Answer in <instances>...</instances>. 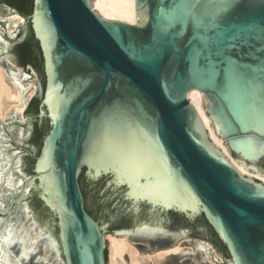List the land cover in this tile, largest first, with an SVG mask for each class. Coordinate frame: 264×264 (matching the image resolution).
Instances as JSON below:
<instances>
[{"label": "water", "instance_id": "1", "mask_svg": "<svg viewBox=\"0 0 264 264\" xmlns=\"http://www.w3.org/2000/svg\"><path fill=\"white\" fill-rule=\"evenodd\" d=\"M93 3L33 0L26 17L0 1V65L23 106L0 122V264H109L110 234L151 245L134 244L143 264L186 238L264 264V182L210 140L189 98L205 95L235 161L264 174V0H136L137 24ZM31 33L43 75L18 55ZM182 246L155 264H222Z\"/></svg>", "mask_w": 264, "mask_h": 264}, {"label": "bare ground", "instance_id": "2", "mask_svg": "<svg viewBox=\"0 0 264 264\" xmlns=\"http://www.w3.org/2000/svg\"><path fill=\"white\" fill-rule=\"evenodd\" d=\"M93 9L107 21L137 24L136 0H94ZM189 98L191 104L198 111L202 122L208 131L210 140L223 151L224 155L241 173H243V175L264 182V174L257 175L252 173L246 170L242 163L236 162L228 151V148L225 146V141L215 134L213 122L206 114V108L205 110L202 108L203 98L205 99L206 107L208 105L205 95L194 90L189 94ZM22 107L21 94L17 83L0 65V122L3 123L6 121ZM106 241L108 242L111 251L109 264H127L125 259L126 256L129 259V264H143L139 260L141 252L129 239V236L107 235ZM198 243L209 248L212 253L222 261V258L211 244L207 242ZM182 245L183 244L179 242L173 247L156 252L154 256L144 255L142 259H146L148 262H153L155 264L154 259L157 258L159 263H162L163 260L169 256H176L185 252L187 249ZM205 261L209 264H215L212 259H205Z\"/></svg>", "mask_w": 264, "mask_h": 264}, {"label": "trees", "instance_id": "3", "mask_svg": "<svg viewBox=\"0 0 264 264\" xmlns=\"http://www.w3.org/2000/svg\"><path fill=\"white\" fill-rule=\"evenodd\" d=\"M2 2H5L6 4L10 5L11 7L15 8L20 14L23 16H30L33 11V0H0ZM18 55L21 61V64L23 66H33L41 75H43V60L41 56V51L39 48L38 43L35 41L32 33L23 44H21L18 47ZM36 112L38 113V106L36 107ZM36 141L40 142L41 139V131L38 125H36ZM81 185L84 192V196L86 199V209L89 212L90 215L96 217V215L88 208L87 206V194L85 190V185H88L85 176L83 175L81 177ZM176 218L177 215H176ZM201 222L209 229L211 232V239L214 242V244L222 251L225 255H227L225 247L219 242L217 239L215 233L212 231V229L208 226L206 221L203 218H200L199 221Z\"/></svg>", "mask_w": 264, "mask_h": 264}, {"label": "rangeland", "instance_id": "4", "mask_svg": "<svg viewBox=\"0 0 264 264\" xmlns=\"http://www.w3.org/2000/svg\"><path fill=\"white\" fill-rule=\"evenodd\" d=\"M111 235V234H110ZM131 236H129V238H130ZM132 241V240H131ZM196 242V241H198V242H206V241H203V240H200V239H194V238H186V239H182L181 241H179L180 243H184V242H187V243H191V242ZM133 242V244H137V245H144V246H146V247H148V249H149V251H151L152 250V248H151V245H149V244H144V243H139V242H134V241H132ZM178 242V243H179ZM108 243V242H107ZM207 243H209V242H207ZM177 244V243H176ZM210 244V243H209ZM137 248V247H136ZM170 248V247H169ZM184 248L185 249H187V246H184ZM214 248V247H213ZM138 249V248H137ZM165 249H167V248H165ZM215 249V248H214ZM139 250V249H138ZM161 250H164V249H161ZM216 250V249H215ZM140 251V250H139ZM158 251H160V250H157V251H153V252H151V254H149V253H147L146 255H152V256H154V254L156 253V252H158ZM141 252V251H140ZM216 252L219 254V256L222 258V256H221V254L216 250ZM110 256H111V251H110V246H109V244H108V261H110ZM169 257H171V256H169ZM187 259H190V260H192L194 263H199L197 260H195L194 258H192V257H184L183 259H181V263H183L185 260H187ZM165 260V259H164ZM163 260V261H164ZM222 264H226V262L224 261V259L222 258ZM151 264H154L153 262H151Z\"/></svg>", "mask_w": 264, "mask_h": 264}, {"label": "flooded vegetation", "instance_id": "5", "mask_svg": "<svg viewBox=\"0 0 264 264\" xmlns=\"http://www.w3.org/2000/svg\"><path fill=\"white\" fill-rule=\"evenodd\" d=\"M263 170V169H262ZM263 172H264V170H263ZM84 193V192H83ZM85 201H86V199H85ZM94 217V216H93ZM97 221H99L96 217H94Z\"/></svg>", "mask_w": 264, "mask_h": 264}]
</instances>
